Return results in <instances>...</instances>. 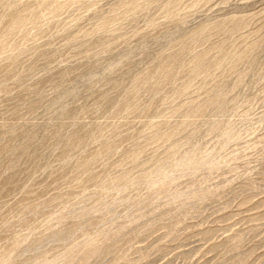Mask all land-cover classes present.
<instances>
[{
  "label": "rangeland",
  "instance_id": "rangeland-1",
  "mask_svg": "<svg viewBox=\"0 0 264 264\" xmlns=\"http://www.w3.org/2000/svg\"><path fill=\"white\" fill-rule=\"evenodd\" d=\"M0 264H264V0H0Z\"/></svg>",
  "mask_w": 264,
  "mask_h": 264
}]
</instances>
